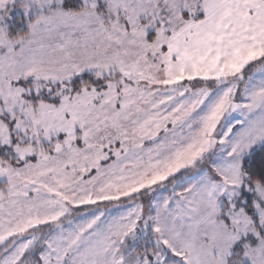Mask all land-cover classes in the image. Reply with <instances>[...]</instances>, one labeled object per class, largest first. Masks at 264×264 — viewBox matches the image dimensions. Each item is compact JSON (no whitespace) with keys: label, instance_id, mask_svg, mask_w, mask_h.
Segmentation results:
<instances>
[{"label":"snow or ice","instance_id":"obj_1","mask_svg":"<svg viewBox=\"0 0 264 264\" xmlns=\"http://www.w3.org/2000/svg\"><path fill=\"white\" fill-rule=\"evenodd\" d=\"M0 264H264V0H0Z\"/></svg>","mask_w":264,"mask_h":264}]
</instances>
